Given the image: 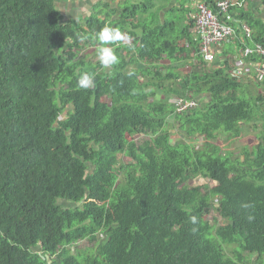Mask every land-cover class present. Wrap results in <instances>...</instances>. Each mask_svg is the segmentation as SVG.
I'll use <instances>...</instances> for the list:
<instances>
[{"label": "trees", "instance_id": "16d2710c", "mask_svg": "<svg viewBox=\"0 0 264 264\" xmlns=\"http://www.w3.org/2000/svg\"><path fill=\"white\" fill-rule=\"evenodd\" d=\"M61 1L0 0V264H264V82L234 76L237 59L204 62L192 21L180 31L143 21L157 0L105 3L83 32L63 22ZM233 12L264 46V22L246 7ZM105 26L132 41L109 45L118 57L110 70L78 59ZM184 63L191 71L181 75ZM85 72L89 89L77 85ZM188 96L208 100L176 113L174 100ZM170 117L204 142H173ZM257 121L254 151L224 153L220 135L240 138ZM195 177L216 185L189 187ZM211 210L224 225L205 220ZM85 240L94 254L73 250Z\"/></svg>", "mask_w": 264, "mask_h": 264}, {"label": "rangeland", "instance_id": "374dc122", "mask_svg": "<svg viewBox=\"0 0 264 264\" xmlns=\"http://www.w3.org/2000/svg\"><path fill=\"white\" fill-rule=\"evenodd\" d=\"M251 1H254V0H248L246 3H249ZM100 2H101V0H77V1L66 0L64 2L63 1L58 2L57 6L64 15V21L63 22L66 24L72 23L77 28V30L79 32H83L84 30L87 29L86 20L89 19L88 16H90L92 14L96 15L99 12L105 11V8L102 11L101 8L103 6L99 5ZM178 2L181 5H184L185 2H190V0H178ZM192 3L193 2L189 3L188 5H192ZM208 5H210V4H208ZM125 6H126V3L122 4L121 9H123ZM158 11H160V8H158V7L153 9L152 11H150L148 13L149 16L146 19L147 22L151 21L152 23H155L156 21H158V14H157ZM176 11H178V10H176ZM172 13H173V11H172ZM172 13L168 14V16L172 15ZM184 15L186 16L185 13H183V12L181 13V10H179V12H177L175 15H173L171 17V19H173V17H174V19L176 21L181 22V16H184ZM144 16H145V14L142 15L143 21H144ZM191 21L193 24V19ZM192 28H193V25H192ZM129 40L130 39H128V37L126 36V41H129ZM185 44L186 43H184V42H180V43L178 42V45H180V46L185 45ZM97 46H98L97 44L92 46V45H89L87 43L86 44L84 43V45L78 51V55H79L78 59L83 60L86 64L87 63L92 64V63H96L97 61H99L98 57H97V52H96ZM224 46H225V52L220 53L219 56H218V53H216V48H215V53H216V60L215 61H217L219 59L221 62H225L227 59H235L236 60L239 58V51L234 49V47H235L234 44H231L227 40L225 42ZM254 58H256V57H252L250 59H247V62H251V61L252 62H262L263 61V60L255 61ZM240 60L241 59L237 60V62H239ZM165 62L166 61H164V63L162 62L163 65H166ZM237 62L232 63V65H231V68H232L231 71H233V74H234L235 69L237 68ZM192 64L194 65V62H192ZM190 71H191V66L184 63V67L181 70V75H186ZM255 75L256 74H254V71H250L248 74L243 75L240 80H244L246 83H248L249 79H247V78H249V76H255ZM262 81L264 82V79H262ZM252 87H253L252 89H249L247 91L248 92L251 91V93H253L254 90H257V94L263 93L262 92L263 88H261V87L257 88V86H253V85H252ZM158 98L162 101H165V95L159 94ZM105 100L110 102V100L107 98ZM193 100H195L197 102V105L200 106V105L204 104L208 100V98H206V97L202 98L199 96V97L193 98ZM171 103H172V101H171ZM70 109H71L70 106L67 107V110L65 112L69 111ZM168 122H169L168 130L170 131V133L172 135L171 137H172L173 142H175L179 139L180 140H187L188 142L194 141V143L197 145L198 144L200 145L201 143L204 142L203 137L190 139V138H187L186 136H184L183 133H181L180 123L175 122V120H173L172 117L169 118ZM249 127H252V128H248L249 131L245 135H243L242 137L237 138V139L229 140L225 135H220L221 137L218 140V144L222 146L224 153L231 151V152L235 153L236 157H242V156H244L245 150L247 148H249L250 151H254V149L256 148V146L260 142V134L262 132L261 131V122L257 121L254 124L252 123ZM255 127H258V128H255ZM136 138L140 141L142 139L148 138V136L138 135V136H136ZM120 160L123 163H129L130 162V158L125 157L124 155L120 156ZM126 172H127V169H124L122 171V173L120 174L121 180H123L125 178ZM187 184L189 187H193V186H215L216 185L214 180H211L208 178H203V177H195L192 180H189L187 182ZM59 203L61 205H64V206H71V207L75 206L72 202L67 201V200L59 199ZM217 218H218V214H217L216 210H211V213L206 215L205 220L210 222L212 225H215L217 223L219 225L225 224L226 220H224L222 217H219L218 218L219 222H217L216 221ZM95 249H96V245L93 243H90L88 240L81 241L80 243L76 244L73 247V250L75 251V253H78V254L85 253L87 255L94 254ZM227 253L229 256H232V257H234V255H235L234 254L235 252H231V249H229V248H228ZM246 256L248 258H250L249 254H246ZM256 259H257L256 257L252 258L253 261Z\"/></svg>", "mask_w": 264, "mask_h": 264}, {"label": "built area", "instance_id": "2783aa9c", "mask_svg": "<svg viewBox=\"0 0 264 264\" xmlns=\"http://www.w3.org/2000/svg\"><path fill=\"white\" fill-rule=\"evenodd\" d=\"M248 0H217L216 8L202 1L196 3V11L192 16L193 19V38L198 42L200 56L206 63H214L216 60L215 48L221 47L225 42L231 41L239 35L237 26H241L243 31L242 58L237 62V68L234 76L242 78L243 75L254 71L255 76L262 81L264 79V46L256 43L254 33L249 24L239 22L236 23V13L233 8L236 5L246 7ZM252 43V44H250ZM257 57L262 62H247V59ZM176 113L182 114L197 107V102L190 96L188 98H180L174 100Z\"/></svg>", "mask_w": 264, "mask_h": 264}, {"label": "crops", "instance_id": "0c3cea01", "mask_svg": "<svg viewBox=\"0 0 264 264\" xmlns=\"http://www.w3.org/2000/svg\"><path fill=\"white\" fill-rule=\"evenodd\" d=\"M127 1L128 0H101V2L99 4H101V6H103L101 8L102 11L105 8V11H103V12L106 13L108 10V7L106 5H103V4L108 3L111 9H115V8H119L122 4H125V3L127 4ZM157 2H158V4L155 8H157V7L160 8V11H158V13H157L158 14V22H160L161 24H165L166 22L175 21L178 23L179 31H180L184 26L188 25V23L192 20V16L194 15V13L196 11L195 5H196V3L199 2V0H190V2H185L184 5H181L178 2V0H161V1L157 0ZM191 2H193L192 5H188ZM246 9H247V11L251 12V14L254 16V19H257L261 22H264V0H254V1L249 2ZM176 10H178V11H176ZM179 10H181V13L183 12L186 14V16L185 15L181 16V22L176 21L174 19V17H173V19H171V17L173 15H175L177 12H179ZM150 11H152V10H150ZM150 11L145 13V16H144L145 21H147L146 19L149 16L148 13ZM172 11H173V13H172ZM170 13H172V15L168 16V14H170ZM101 17L104 20L106 19V16L103 13H102ZM115 19H117V17H115ZM243 22L249 24L247 21H243ZM237 27L240 28L239 35L229 42L231 44L235 45V47H234L235 50L239 51V58L237 59V60H239L242 57V51L244 49V45H243L244 35H243V31L241 30V26H237ZM190 34L192 35V37H194L193 33H192V29H190ZM178 42L179 43L184 42V43H186L185 44L186 46L182 45V47H188L187 42L185 40H179ZM131 43H132V41L129 40L123 44L124 45H130ZM250 44H252V43H250ZM223 46L216 48V53H218V56L220 53L225 52V46L224 47ZM126 53L127 52H125V55H127ZM191 57H192V62H194V64H195V61H193V55ZM163 63H164V61H163ZM165 64L169 65V63L167 61L165 62ZM107 69L110 70L111 68H107ZM250 77L252 78L253 76H250Z\"/></svg>", "mask_w": 264, "mask_h": 264}, {"label": "clouds", "instance_id": "9594fccd", "mask_svg": "<svg viewBox=\"0 0 264 264\" xmlns=\"http://www.w3.org/2000/svg\"><path fill=\"white\" fill-rule=\"evenodd\" d=\"M96 40L98 45L96 52L101 66L104 68H110L114 64L118 63V57L115 53V50L113 47H110L109 45L118 42L126 43L127 42L126 36L119 29H116L111 26H105L99 32L96 33ZM128 75L131 76L132 73L129 72ZM77 85L81 89H89L94 86V78L89 73L86 72L82 73L78 78ZM243 207L249 208L251 207V205L244 204ZM248 219L249 221H251L254 219V217L249 215ZM189 222L192 225H196L198 222L197 217L191 216L189 218ZM193 231H195V229H193Z\"/></svg>", "mask_w": 264, "mask_h": 264}]
</instances>
